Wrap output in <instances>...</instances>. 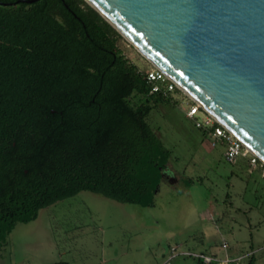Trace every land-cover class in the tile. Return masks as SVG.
<instances>
[{
  "label": "trees",
  "instance_id": "16d2710c",
  "mask_svg": "<svg viewBox=\"0 0 264 264\" xmlns=\"http://www.w3.org/2000/svg\"><path fill=\"white\" fill-rule=\"evenodd\" d=\"M121 38L86 0H0V254L18 223L80 191L154 202L172 151L147 117L172 93Z\"/></svg>",
  "mask_w": 264,
  "mask_h": 264
},
{
  "label": "rangeland",
  "instance_id": "374dc122",
  "mask_svg": "<svg viewBox=\"0 0 264 264\" xmlns=\"http://www.w3.org/2000/svg\"><path fill=\"white\" fill-rule=\"evenodd\" d=\"M119 46L140 68H155L124 36ZM171 96V103L158 104L147 117L172 151L152 204L80 191L18 223L0 264H197L202 252L224 256L262 248L259 169L247 160L229 162L223 146H211L187 116L194 102L180 90ZM255 258L264 264V247Z\"/></svg>",
  "mask_w": 264,
  "mask_h": 264
},
{
  "label": "water",
  "instance_id": "95a60500",
  "mask_svg": "<svg viewBox=\"0 0 264 264\" xmlns=\"http://www.w3.org/2000/svg\"><path fill=\"white\" fill-rule=\"evenodd\" d=\"M86 1L264 161V0Z\"/></svg>",
  "mask_w": 264,
  "mask_h": 264
},
{
  "label": "built area",
  "instance_id": "2783aa9c",
  "mask_svg": "<svg viewBox=\"0 0 264 264\" xmlns=\"http://www.w3.org/2000/svg\"><path fill=\"white\" fill-rule=\"evenodd\" d=\"M148 76L149 80L153 83L152 90L154 92L172 93L178 89L156 68L150 70ZM187 116L195 120L196 127L207 130L211 146H223L225 158L229 162L236 163L239 159H246L251 167L259 169L261 178L264 179V161L251 153L195 103L189 107ZM222 245L226 250L230 247L229 243L226 241L223 242ZM262 248H253L237 254L228 252L224 256L209 255L202 252L197 257L202 258L205 264H243ZM187 254L190 253L187 252Z\"/></svg>",
  "mask_w": 264,
  "mask_h": 264
}]
</instances>
